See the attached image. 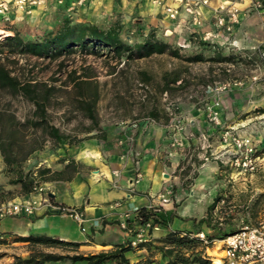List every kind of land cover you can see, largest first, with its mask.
<instances>
[{"label": "rangeland", "instance_id": "374dc122", "mask_svg": "<svg viewBox=\"0 0 264 264\" xmlns=\"http://www.w3.org/2000/svg\"><path fill=\"white\" fill-rule=\"evenodd\" d=\"M76 1L65 0L63 4H58L56 0H45L30 13H21L12 7L11 22L0 20V68H5L22 81L36 80L56 88L48 108L49 121L71 137L72 142L100 136V132H112L125 121L151 118L150 111L156 109L159 113L156 124L168 125L174 143H178L176 147L182 156V178L191 176L197 181L201 176L208 178L209 184L223 197L215 211L216 217H232L236 227L255 225L263 220L264 199L257 205L254 215L249 208L264 193V44L257 42L249 45L236 30L233 37L235 48L214 47L198 37L195 39L181 28L173 34H166L168 26L150 24L146 16L139 15L136 9L128 12L116 8L97 15L92 1L73 7ZM255 13H264V9H253L249 15ZM157 18L169 23L161 14H157ZM65 19L74 24H95L103 29L120 25L122 38L130 44L143 41V34L154 31L159 39L179 49L182 55H203L206 61L187 64L169 56H156L127 62L125 58L119 60L111 55L80 52L42 59L10 53L9 48L2 45L7 37L16 34L24 41H38ZM174 28L171 26V29ZM261 36L264 38V34ZM218 56H233L235 62H213L212 59ZM73 73L91 76L98 83L100 100L96 115L99 127L90 134L88 132L94 129L93 124L80 108L79 95L71 79ZM140 73H149L151 83H143ZM166 75H176L181 79L169 91L164 88ZM181 81H184L182 85ZM33 111L34 106L21 96L15 97L8 90L0 89V112L15 116L16 123L24 124ZM195 111L203 118L197 117ZM215 113L217 120H214ZM11 123L10 120L5 121L6 129L14 132L16 139L25 141L23 148L17 150L20 159L32 148L42 146L22 163L25 171L46 167L43 162L46 157L64 154V151L57 153L60 146L45 138L41 131ZM231 135L251 139L254 156L258 158L255 171L245 172L240 160L239 165L234 162L235 148L225 141ZM180 136L186 140L195 138V146L185 147L182 138H178ZM216 162L221 165L219 170L211 172V168L207 169L208 166H216ZM203 164H206L205 167ZM201 166L203 174L194 172ZM9 181L8 168L0 152V206L13 201L8 198L17 194L5 190ZM223 245L216 242L206 249L212 264H226ZM5 249L6 246H0V255L12 256Z\"/></svg>", "mask_w": 264, "mask_h": 264}, {"label": "crops", "instance_id": "0c3cea01", "mask_svg": "<svg viewBox=\"0 0 264 264\" xmlns=\"http://www.w3.org/2000/svg\"><path fill=\"white\" fill-rule=\"evenodd\" d=\"M240 8V23L236 30L249 45L264 44V13L249 15L246 8L251 0H236ZM97 15L116 8L135 11L145 15L150 24L171 23L160 21V10L149 0H95L92 1ZM218 0H211L204 8L205 30L214 29V10ZM165 19V18H164ZM166 22V23H165ZM169 22V21H168ZM235 30V31H236ZM202 119L201 113L194 112ZM198 120V119H197ZM198 122V121H197ZM132 121L121 123L120 128L112 132H100L75 144L60 146L64 154L46 157L43 162L52 172H64L69 164L76 168L71 180H58L43 183L50 197V204L42 203L32 215L8 217L0 222V235L8 241L5 252L12 256L0 259V264H10L14 256L28 258L33 251H44L61 255H96L115 251L118 247L134 240V236L121 229L120 223L127 218H134L141 208H163L175 211L178 218L169 228L158 227L151 231L150 242L154 246L161 243L168 232L193 230L191 219H202L207 209L218 195L208 178L201 176L194 180L191 176L182 178V156L174 143L170 127L158 123L149 127L134 129ZM199 123V122H198ZM204 123V122H202ZM134 136V153L129 154L127 139ZM184 146H195V138L183 139ZM201 144V142H200ZM206 164H203L205 167ZM201 166L194 169L201 174ZM221 167L208 166L211 172ZM41 168V167H40ZM39 169V168H38ZM207 172V171H205ZM209 174V173H205ZM199 185L204 191H199ZM12 194L8 200L22 201L29 195H22L21 186L8 184L4 187ZM162 198L168 200L163 203ZM58 206L74 207L83 211L87 221L81 225L70 217L58 214ZM46 236L65 242L77 243L78 249L47 248L25 242H13L16 237ZM130 264H165L160 254L148 263L147 249H132L125 254ZM54 264H85L83 262H59ZM110 264H120L113 262Z\"/></svg>", "mask_w": 264, "mask_h": 264}, {"label": "trees", "instance_id": "16d2710c", "mask_svg": "<svg viewBox=\"0 0 264 264\" xmlns=\"http://www.w3.org/2000/svg\"><path fill=\"white\" fill-rule=\"evenodd\" d=\"M123 29L120 25L111 26L108 29L100 28L91 23L74 24L68 19L62 21L52 31L48 32L38 41H24L19 35L9 36L2 44L9 48L10 53H19L27 57L42 59H55L66 55L80 52L89 55H111L115 59H124L127 62L148 60L156 56H169L187 64L205 62L203 55L184 56L179 49H174L169 43L157 37L154 31L144 35L143 41L130 44L122 38ZM217 63H234L235 57L218 56L212 59ZM85 74V73H84ZM141 80L145 84H150L152 77L149 73H140ZM74 87L78 92L80 108L93 124L92 133L99 127L96 115V106L100 100L98 83L93 81L91 76H80L77 73L71 75ZM176 75H166L164 88L169 91L172 85L180 82ZM184 81H181V85ZM0 89L8 90L13 96H21L24 100L34 106L32 115L24 124H18L15 116L6 115L0 112V152L3 161L8 168L10 175L9 183L21 186L22 195H30L35 186L50 181L71 180L76 168L69 164L64 172H52L50 168H39L36 171H25L22 163L28 156L41 150L42 146L32 148L24 158L20 159L18 149L23 148L24 140L16 139L15 133L8 131L5 121L10 120L13 126H21L33 131H41L43 136L54 144L64 146L65 144H75L72 138L63 134L61 130L52 125L49 121L48 108L53 98L56 88L36 80L22 81L19 77L12 75L5 68H0ZM151 119L158 121L159 113L156 109L150 111ZM264 199V193L259 195L257 203L249 209L253 215L257 205ZM223 197L217 195L207 209L206 216L202 219H191L193 230L190 232L171 231L161 242L162 246H154L147 241L139 243L136 247L132 241L126 245L118 247L113 252L99 253L96 255H61L47 253L44 251H33L28 258L14 256L10 264H54L59 262H83L85 264H110L117 262L120 264H130L125 254L132 249H147L149 256L148 263L154 262L153 258L158 254L165 264H212L210 257L206 255V249L211 248L216 242L225 240L241 231V227H236L232 217H216L215 211L222 202ZM254 210V211H253ZM178 218L175 211H166L163 208H141L136 212L133 220L129 219L130 226L134 220L138 224L144 225L149 222L153 227L169 228L174 220ZM248 223V221H246ZM136 231L132 236L135 237ZM204 234L205 239L199 235ZM13 242H25L32 245L45 246L47 248L78 249L77 243L65 242L57 238L46 236L16 237ZM8 241L0 235V246L8 245ZM6 255H0V259Z\"/></svg>", "mask_w": 264, "mask_h": 264}, {"label": "built area", "instance_id": "2783aa9c", "mask_svg": "<svg viewBox=\"0 0 264 264\" xmlns=\"http://www.w3.org/2000/svg\"><path fill=\"white\" fill-rule=\"evenodd\" d=\"M65 0H56L58 4H63ZM89 1L95 0H77L73 7L86 5ZM150 3L160 10L161 15L171 23L165 29V33L173 34L177 32V28L188 31L196 39L197 37L205 44L228 46L235 48V30L240 23L241 10L237 6L236 0H218V7L214 10V29L205 30L206 19L204 17V8L210 5L211 0H149ZM45 0H0V20L5 23L11 22V8L14 7L21 13H30L33 8L44 3ZM253 9L256 11L264 9V1L251 0L250 5L246 8L247 12ZM180 30V31H181ZM214 120H217V114H214ZM156 124L151 118L135 121L132 124L134 129L149 127ZM228 146L235 148V161L239 165V160L244 167L245 172H252L256 169V160L254 156V147L251 139L243 136L231 135L229 139H225ZM229 141V142H228ZM135 143L134 136H129L127 144L129 146V154H135L133 146ZM163 203L168 200L162 198ZM42 203L50 204V197L47 189L43 184L36 185L33 192L28 198L22 201H10L0 206V222L8 217H20L24 215H32ZM58 214L62 217H70L77 223L83 225L86 221V215L80 209L74 207L58 206L56 208ZM137 212V209H136ZM127 218L120 223V227L126 233L132 235L134 231L137 234L132 240V245L136 247L139 243L149 241L151 231L156 229L152 223L141 225L136 220L133 226H130ZM205 239L204 234L199 235ZM224 243L223 252L226 264H264V219L257 224L243 225L241 231L229 238L219 241Z\"/></svg>", "mask_w": 264, "mask_h": 264}, {"label": "water", "instance_id": "95a60500", "mask_svg": "<svg viewBox=\"0 0 264 264\" xmlns=\"http://www.w3.org/2000/svg\"><path fill=\"white\" fill-rule=\"evenodd\" d=\"M199 191H204V186L203 185H199Z\"/></svg>", "mask_w": 264, "mask_h": 264}]
</instances>
